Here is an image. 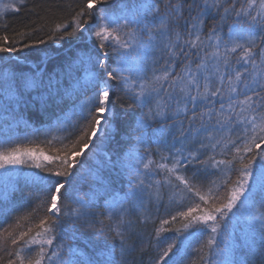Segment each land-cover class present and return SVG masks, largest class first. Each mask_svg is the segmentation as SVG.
Instances as JSON below:
<instances>
[{
    "label": "snow or ice",
    "instance_id": "6c2138e0",
    "mask_svg": "<svg viewBox=\"0 0 264 264\" xmlns=\"http://www.w3.org/2000/svg\"><path fill=\"white\" fill-rule=\"evenodd\" d=\"M27 3H0V264H131L161 209L151 264H185L193 237L187 264H264V0H80L11 28Z\"/></svg>",
    "mask_w": 264,
    "mask_h": 264
},
{
    "label": "trees",
    "instance_id": "16d2710c",
    "mask_svg": "<svg viewBox=\"0 0 264 264\" xmlns=\"http://www.w3.org/2000/svg\"><path fill=\"white\" fill-rule=\"evenodd\" d=\"M72 3L73 5L78 4L80 0H28L27 7L22 9L19 13H9L7 18V23L10 25L11 28L14 29H23L25 25H31L34 21L37 23H40V21L37 20V17L29 11V9L33 8L35 5H43L44 8L37 9V11L40 12L41 15H46L50 19H59L63 17L69 16V9L66 6L67 3ZM47 9V11H45ZM62 46H58L57 44H53L52 42H49L47 45H43L45 49L44 52H41L40 55L47 56L49 58L50 63L54 64L58 59L61 57L67 59L69 57V54L74 51L76 48V43L73 41L71 43L68 42H60ZM22 55V54H21ZM35 95V93H33ZM71 104V102H66L64 105L65 108ZM134 111L133 109H130L128 107V104L124 102L123 107L120 105H117L116 107V121L114 127L116 128V134L114 135V138L111 141H105V147L113 152L120 151L121 145L117 143L118 140H120V137L123 135L124 129L127 127V124L131 121V112ZM57 114L62 115L57 109ZM28 113H25V116L27 117ZM55 117H53L54 119ZM35 127H41V124L39 122H33ZM153 147H155L153 145ZM89 151H92V149H89ZM87 154V153H86ZM22 171L28 173L32 172L31 169H23ZM108 175V173H105ZM111 179L113 180V187L116 189H121L122 187H126V180L125 178L118 176L116 172L111 173ZM87 189L85 188V191ZM39 195L36 192L31 193H24L21 197L19 193H17V197L19 199V202L23 205L21 208V212L27 211L30 204L29 201L35 202V197ZM102 204V201L100 202ZM97 214H99L101 211H103L102 207L95 209ZM166 213L163 209L159 211V213H154L153 215V222H149L147 225H139L138 231L143 234V239L146 242L145 243V251L143 254L137 252L134 253L132 257H129V260L131 264H151L152 260L155 259L157 255V249L156 247H147V241L151 239V243L153 245H156V240L154 237V229L156 227H159V220L161 218H165ZM167 227V226H165ZM175 227H180L179 224H177ZM82 232V230H81ZM176 234L174 232H164L162 233L161 238L163 237H173ZM185 236L187 233L184 234ZM176 239L178 241L177 246L183 247L184 243V236H176ZM200 240H197L195 237L191 238V247L188 249V255L186 257L187 260L195 259L197 257V253L195 251L196 248L199 247ZM107 243L109 246L113 244V241L111 239L105 240L104 238H101L99 241L96 240H90V239H81L76 242V244L82 248H85L87 251H92L93 247L95 246L97 249H100L103 247V245ZM118 245V241H116ZM163 246H166L164 244ZM117 255L119 254V248L117 247ZM256 264H260V261L257 260Z\"/></svg>",
    "mask_w": 264,
    "mask_h": 264
},
{
    "label": "rangeland",
    "instance_id": "374dc122",
    "mask_svg": "<svg viewBox=\"0 0 264 264\" xmlns=\"http://www.w3.org/2000/svg\"><path fill=\"white\" fill-rule=\"evenodd\" d=\"M10 2V0H0V3H7Z\"/></svg>",
    "mask_w": 264,
    "mask_h": 264
}]
</instances>
